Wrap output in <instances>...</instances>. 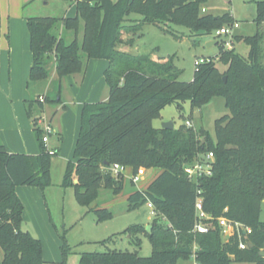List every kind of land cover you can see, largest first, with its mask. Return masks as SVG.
Wrapping results in <instances>:
<instances>
[{"label":"trees","instance_id":"obj_1","mask_svg":"<svg viewBox=\"0 0 264 264\" xmlns=\"http://www.w3.org/2000/svg\"><path fill=\"white\" fill-rule=\"evenodd\" d=\"M73 1L76 5L73 18L27 19L33 54L27 86L39 89L44 83L49 84L51 70L55 68L57 91L55 98L41 92L26 103L37 136L38 155L9 153L0 142L2 264H45L41 240L23 229L24 204L16 187L28 185L44 190L50 185L51 159L58 151L44 143L39 121L46 103H61L62 80L84 73L87 62L94 59L109 63L104 72L109 99L83 105L74 160L68 165L63 185L73 186L78 203L91 207L101 188L111 190L115 196L122 193L124 175L115 176L111 172L114 164L131 168L132 173L140 168L160 172L145 189L134 191L127 198L130 211L149 202L154 205L157 219L151 232L141 224L126 230L138 250L142 237L149 239L151 256L141 257L137 250L83 252L81 263L178 264L191 261L195 253L198 264H263L264 257L260 256L264 249V222L260 220L264 202L261 37L256 34L245 39L250 46L248 58L222 45L216 59L208 58L196 65L192 82H180V72L172 58L157 61L151 55L134 56L120 51V46L134 42L132 36L128 39L126 36L137 32V28L124 26L126 19L137 14L144 22L165 32H170L168 24H172L193 33L213 35L236 22L231 15L201 14L206 0ZM255 22L258 26L264 22V1L257 3ZM58 27H62L61 34ZM66 32L74 33L71 42H67ZM216 61L228 66L224 73ZM215 97H223L230 112L215 122L216 139L204 129L195 131L181 126L168 130L154 126L168 105L181 108L182 103L189 101L193 109L202 108ZM209 152L214 154L213 174L198 182L190 181L185 167L198 154ZM198 199L212 218L208 221L212 228L206 234L193 233ZM96 213L99 221L112 218L108 209ZM221 217L252 229L246 250L239 248L238 236L223 242L217 221ZM61 238V264H67L72 248L67 243L66 232Z\"/></svg>","mask_w":264,"mask_h":264},{"label":"rangeland","instance_id":"obj_2","mask_svg":"<svg viewBox=\"0 0 264 264\" xmlns=\"http://www.w3.org/2000/svg\"><path fill=\"white\" fill-rule=\"evenodd\" d=\"M264 0H206L201 12L203 15L215 17L225 14L231 15L234 21L239 23V28L235 30L232 39L221 36L205 35L193 33L188 28L179 25H169V31L165 32L158 26L146 23L141 15L132 14L124 22L127 28H137L133 35L126 36V39L134 38L132 45L126 44L119 47L120 51L131 55H151L157 61L173 59V64L179 73L178 81L190 83L194 80L196 71V60L208 58L216 59L223 45L226 49H234L235 52L244 57H249L250 46L245 39L258 34L261 37V63L264 66V22L259 26L255 20L257 18V3ZM73 0H36L28 8L31 17H54L72 18L75 14ZM60 28V29H59ZM60 34L62 27H58ZM67 42L74 39L73 32H66ZM238 38V39H237ZM79 39H81L79 37ZM227 41H231V46L226 47ZM216 42L212 46L208 44ZM85 62L87 60L85 59ZM216 66L221 73H224L228 66L216 61ZM85 72L88 78L82 83L84 73L75 76V79L66 77L62 80L61 103H46V112L39 121L41 128L43 118L49 117L53 121V133L49 135L47 143L49 149L58 151L52 156L50 168V185L44 190L37 186L22 185L16 187V192L21 197L24 204L23 229L29 230L35 237L41 240L43 252L50 262H62L63 239L61 235L66 232L68 245L75 252L80 253H106L113 250L139 252V256L147 258L152 254V245L147 237H142V245L138 250L132 244L126 230L137 224L144 225L146 229L152 226L157 219L148 205H144L137 210H129L128 196L138 190H143L160 172L157 169L147 171V175L138 184L133 185L129 178L132 169L128 168L124 174L125 185L122 193L115 196L113 192L106 188H101L97 201L91 207L81 206L76 198L73 186L65 187L63 180L68 165L74 160V151L81 128V112L83 102L92 97L95 101H107L109 99V87L104 79V72L108 68V61L104 59L90 60L87 62ZM75 80V83H74ZM77 80V82H76ZM88 80V81H87ZM43 87L38 90L33 89L31 100H34L37 93L56 97L57 79H52L49 88ZM38 88V87H36ZM93 95V96H91ZM18 107H16V110ZM56 112V113H55ZM24 122H16V132L5 125V120L0 112V142L7 149L15 153H28L34 155L39 153V145L36 132L31 125L26 113ZM223 97H215L202 108L193 109L191 103H182L181 108L176 104L166 106L161 112V118L154 121L156 128L162 127L163 123L173 122L175 128L181 126L192 128L195 131L204 129L211 136H215V122L229 115ZM17 115L19 111L17 110ZM48 121V120H47ZM191 122L192 127H188L187 122ZM48 122L45 123L47 126ZM60 132V135L57 134ZM28 148L29 150H26ZM108 209L112 213V218L99 221L97 210ZM261 222H264V202L261 207ZM212 226V225H211ZM226 242V238H223ZM263 251V250H262ZM69 257V256H68ZM3 253L0 248V264H2ZM67 259V264H68ZM82 264V263H81ZM178 264H194L192 261H180ZM231 264H253V263H231ZM264 264V263H263Z\"/></svg>","mask_w":264,"mask_h":264},{"label":"crops","instance_id":"obj_3","mask_svg":"<svg viewBox=\"0 0 264 264\" xmlns=\"http://www.w3.org/2000/svg\"><path fill=\"white\" fill-rule=\"evenodd\" d=\"M35 3L36 0H0V112L2 113L1 117L5 120L4 124L7 125L8 128L13 129V131L15 130L14 132H16V122L19 123V121H21L24 122L25 125H28L27 121L25 120V114L23 115V112L27 115L26 103L31 101L32 98L31 93H29V91L31 92L33 89L38 90V88L36 87L28 88L27 86L30 70L33 64V54L31 51V36L27 25V19L31 17L28 8L31 4ZM74 8L76 9L75 2ZM75 16L76 10L73 17ZM211 44L213 45L216 43L211 42ZM86 70L88 71V69ZM88 75V72H84L82 83L86 81ZM75 76H70V78L75 79ZM56 78L57 74L55 68H53L51 70L49 84L45 86L46 90L49 88L52 79ZM40 87L42 88L43 85H41ZM86 100L87 101L83 102V105L85 103L102 102L95 101V99H93L92 97ZM16 107H18L17 110L19 111V115H17ZM44 112H46V105ZM29 120L33 127L31 119ZM47 120L43 118V125L45 126V123L48 122L52 127L54 121L53 117H49ZM57 134L60 135V132L57 131ZM26 150L29 149L26 148ZM7 151L9 153H15L9 149H7ZM20 154L30 155L28 153ZM38 154L34 153V155L31 156H36ZM74 253L75 252L72 251L69 254L68 264H81V255H73ZM44 260L45 264L62 263L50 262L47 259L45 253Z\"/></svg>","mask_w":264,"mask_h":264},{"label":"built area","instance_id":"obj_4","mask_svg":"<svg viewBox=\"0 0 264 264\" xmlns=\"http://www.w3.org/2000/svg\"><path fill=\"white\" fill-rule=\"evenodd\" d=\"M206 10L203 9V12ZM239 23L235 22L230 26H225L222 29L215 32L217 37H227L229 40L235 35V30L239 28ZM226 47L231 46V41H227L225 44ZM205 62V60L200 59L196 60V65ZM188 127H192L191 122H187ZM44 130V143H48L49 135L53 133V129L51 125L48 123L47 126L43 127ZM213 163H214V154L209 152L207 154H198L195 161L187 165L185 167V172L192 182H198L199 179L207 176H211L213 174ZM128 167L122 166L120 164H114L111 168V172L115 176L124 175L127 172ZM147 175V171L145 168H140L136 173H132L129 180L134 185L138 184L144 177ZM148 207L151 208L154 215H156V210L154 205L149 202ZM212 220L211 216L205 213L203 210L202 200L198 199L196 204V221L193 228V233L206 234L212 228V224L208 223V221ZM219 227L221 229V234L223 238H226L227 241L230 240L231 237L238 236L240 240L239 248L241 250H246L249 246L248 238L252 233V229L233 220H230L226 217H221L217 219ZM226 241V242H227ZM191 261L194 264H198L196 254L194 253Z\"/></svg>","mask_w":264,"mask_h":264},{"label":"water","instance_id":"obj_5","mask_svg":"<svg viewBox=\"0 0 264 264\" xmlns=\"http://www.w3.org/2000/svg\"><path fill=\"white\" fill-rule=\"evenodd\" d=\"M213 43H216V42H213ZM208 45L211 46L212 44L209 43ZM224 80H226V78H224ZM162 128L168 129V130H173L175 128V125H174L173 122H167V123H163ZM75 183H78V181L76 180ZM147 231L151 232L152 231V226H149L147 228ZM250 247H253V244H250ZM260 256L264 257V249H263V251L260 252Z\"/></svg>","mask_w":264,"mask_h":264}]
</instances>
